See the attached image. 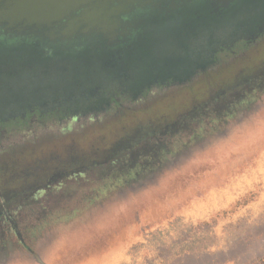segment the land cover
Returning a JSON list of instances; mask_svg holds the SVG:
<instances>
[{"label": "rangeland", "instance_id": "rangeland-1", "mask_svg": "<svg viewBox=\"0 0 264 264\" xmlns=\"http://www.w3.org/2000/svg\"><path fill=\"white\" fill-rule=\"evenodd\" d=\"M240 49L246 54L222 63L210 82L153 93L149 106L113 109L68 130L39 129L42 137L69 135L7 157L0 167V264H264V34ZM193 106L210 110L206 122L224 120L196 125V112L185 117ZM222 106L244 111L224 118ZM178 121L188 123L177 130ZM170 123L177 132L151 134ZM148 142L163 154L141 152ZM126 145L137 160L132 175L115 168L112 179L109 171L101 180L91 176L94 185L64 196L34 190L91 159L117 153L120 161ZM82 191L89 200L72 204ZM17 227L38 259L19 242Z\"/></svg>", "mask_w": 264, "mask_h": 264}, {"label": "flooded vegetation", "instance_id": "flooded-vegetation-1", "mask_svg": "<svg viewBox=\"0 0 264 264\" xmlns=\"http://www.w3.org/2000/svg\"><path fill=\"white\" fill-rule=\"evenodd\" d=\"M156 3L155 17L151 16L150 7L138 15L146 21L138 30L142 41L132 42L139 45L140 54L120 55L119 45H113L109 47V52L102 55L96 47L92 49L96 50L95 58L90 59L95 62L94 67L85 63L86 59L83 57L88 54L79 55L72 52L77 60L76 64H84L73 66L75 70L70 71L72 66L69 58L64 55L52 53L26 56L21 54L24 51L17 41L0 43V167L2 162L8 159L7 157L14 156L13 154L35 151L46 141L51 144L69 135L65 133L42 137L44 134L37 133L39 129L47 130L48 127L59 126L62 129L67 127L65 130H68L74 123L86 124L99 120L103 114L113 109H121L124 106H149L148 100L153 93L170 90L175 86L180 89L200 82H210L222 63L230 64L238 57H243L246 49L240 48H247L264 34V0H257L254 7L236 4L233 14L223 7L224 0H157ZM130 16L133 17L134 13L126 15ZM34 48L36 49V46ZM133 48L138 49L136 46ZM224 59L227 60L223 61ZM79 60L82 61L78 62ZM250 103V106H257L256 103ZM197 107L199 106H193L184 112L188 115L185 116L186 119L196 112V125L206 122L205 118L210 113L206 106L198 109ZM243 108L222 106L224 118L239 115L244 111ZM215 119L206 124L212 127L214 121L221 120ZM190 122L193 123V118ZM187 123L179 124L178 121L177 130ZM171 126L176 125L166 124V129L156 130L151 134L159 132L161 135H170L177 132L171 131ZM194 126L190 128L195 131ZM15 133L18 136L22 133L26 135L23 139L10 141L5 145L6 137ZM27 133L30 135L27 136ZM28 137L36 139L27 140ZM128 146L120 148V161L115 157L117 153L114 156L110 153L104 160L91 159L89 163L58 172L50 180L38 183L34 190H46L51 193L63 190L64 196V192L70 189L79 191L92 186L93 183L88 182L91 176L101 180V176L109 171V177L112 179L115 168V171L119 168L125 177L132 175L137 160L134 154L128 157ZM143 148L141 152L148 153L152 150L154 156L163 154L162 149H165L149 142ZM139 154L141 153L136 155ZM145 164L146 162H143L138 165ZM122 178L125 182L126 179ZM117 179L114 178L115 181ZM1 195L0 189V201ZM87 200L89 199L82 191L80 195H76V202L74 200L71 203L79 206ZM38 201L32 202L33 205L42 204ZM1 212L0 210V215ZM18 228L19 242L31 249L26 237L21 235Z\"/></svg>", "mask_w": 264, "mask_h": 264}, {"label": "water", "instance_id": "water-1", "mask_svg": "<svg viewBox=\"0 0 264 264\" xmlns=\"http://www.w3.org/2000/svg\"><path fill=\"white\" fill-rule=\"evenodd\" d=\"M239 0H224L232 14ZM253 0H240L250 3ZM157 0H0V43L17 41L22 51L38 44L65 47L79 55L98 48L100 54L119 45L120 55H139L138 17L150 7L155 17ZM239 4V5H240ZM133 17H126L133 14ZM136 46L138 49H134Z\"/></svg>", "mask_w": 264, "mask_h": 264}, {"label": "trees", "instance_id": "trees-1", "mask_svg": "<svg viewBox=\"0 0 264 264\" xmlns=\"http://www.w3.org/2000/svg\"><path fill=\"white\" fill-rule=\"evenodd\" d=\"M257 0H253V1H251L250 3H246V2H242L240 5L241 6H246V7H254V5H255V2H256ZM37 47H39V48H37ZM66 47V46H65ZM65 47H59V46H53L52 48H50L48 45H45V44H43V43H41V44H38V45H36V49L33 47L32 49H30V51H24V52H21V54H24V55H26V56H28V55H34V54H38V55H49V54H58V55H64V56H66V57H68L69 58V61H70V66H72L71 67V69H70V71L72 70V69H74V67H76L77 65H79V64H84V62L83 63H77L76 64V62L75 61H77V60H75L74 59V55H73V53L72 52H70L69 50H67V49H63V48H65ZM51 49V50H50ZM95 51L96 50H91V51H88L87 52V54H88V56H84L83 58H85L86 59V62L85 63H88L89 65H91L92 67H94V65H95V62L94 61H90V59H93V58H95L94 56H95ZM100 52V51H99ZM89 55H91V56H89ZM80 61H82V60H79L78 62H80ZM74 66V67H73ZM79 67V66H78ZM84 67H86V66H84ZM75 70V69H74ZM125 78V77H124ZM30 250V252L38 259L39 258V256L37 255V253L34 251V250H32V248L31 249H29Z\"/></svg>", "mask_w": 264, "mask_h": 264}]
</instances>
